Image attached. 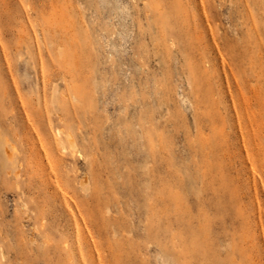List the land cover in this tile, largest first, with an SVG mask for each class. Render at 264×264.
<instances>
[{
    "label": "rangeland",
    "instance_id": "rangeland-1",
    "mask_svg": "<svg viewBox=\"0 0 264 264\" xmlns=\"http://www.w3.org/2000/svg\"><path fill=\"white\" fill-rule=\"evenodd\" d=\"M263 165L264 0H0V264H264Z\"/></svg>",
    "mask_w": 264,
    "mask_h": 264
},
{
    "label": "bare ground",
    "instance_id": "bare-ground-1",
    "mask_svg": "<svg viewBox=\"0 0 264 264\" xmlns=\"http://www.w3.org/2000/svg\"><path fill=\"white\" fill-rule=\"evenodd\" d=\"M197 2H198V1H197ZM201 2H202V0H201ZM199 3H200V2H199ZM200 4H202V3H200ZM200 4H199V7H200ZM194 6H195V5H194ZM201 6H202V5H201ZM203 8H204V6H203ZM203 10H204V9H203ZM200 12H201V11H200ZM203 12H204V11H203ZM194 13H195V12H194ZM199 14H200V13L198 12V15H199ZM202 14H203V13H202ZM194 15H196V14H194ZM200 16H201V14H200ZM203 16H204V15H203ZM205 17H206V16H205ZM211 18H212V17H210V19H211ZM195 19H196V18H195ZM204 19H205V18H204ZM210 19H209V20H210ZM209 20H208V21H209ZM195 22H197V21H195ZM198 23H199V22H198ZM209 23H210V22H209ZM196 24H197V23H196ZM199 24H200V23H199ZM199 24H198V25H199ZM201 24H203L202 21H201ZM210 24H211V23H210ZM200 26H201V25H200ZM203 26H204V24H203ZM203 26H202V27H203ZM207 26H209V25H207ZM195 27H196V26H195ZM198 27H199V26H198ZM206 28H207V27H206ZM201 29H202V28H201ZM201 29L199 28V30H201ZM208 29H209V28H208ZM199 30H198V31H199ZM203 30L206 31L205 28H204ZM203 30H201V31H203ZM210 30H211V34H212V29L210 28ZM201 31H199V33H201ZM202 33H203V32H202ZM205 33H206V34H209V31H208V32H204L203 34H205ZM203 34H201V35H203ZM212 35H213V34H212ZM203 36H204V35H203ZM209 36H210V34H209ZM213 37H214V36H212V38H213ZM212 38H211V40H212ZM213 39H214V38H213ZM213 42H214V40H213ZM214 43H215V42H214ZM214 43H213V44H214ZM216 44H217V43H216ZM217 47H218V46H217ZM218 52L220 53V48H219V51H218ZM42 75H43V73H42ZM236 84H237V83H236ZM238 87H239V86H238ZM236 88H237V87H236ZM237 89H238V88H237ZM242 90H243V89H242ZM236 91H237V90H236ZM239 92H240V90L238 89V93H239ZM236 94H237V92H236ZM240 95H241V92H240ZM238 96H239V95H238ZM238 96H237V97H238ZM241 96H242V95H241ZM231 97H232V96H231ZM233 97H235V96H233ZM235 98H236V97H235ZM235 98H234V99H235ZM238 98H239V97H238ZM241 98H243V97H241ZM231 99H232V98H231ZM232 100H233V99H232ZM242 100H244V99H242ZM245 100H246V99H245ZM240 101H241V100H240ZM247 101H248V100H247ZM232 102H234V101H232ZM237 103H240L239 100H238ZM232 105H233V104H232ZM236 105H238V104H236ZM248 105H249V104H248ZM241 106H243V105L241 104ZM241 106H239V107L237 106V107L240 108ZM244 106H245V104H244ZM244 106H243V107H244ZM249 106H250V105H249ZM249 106H248V107H249ZM243 107H242V108H243ZM234 108H235V107H234ZM234 108H233V109H234ZM244 109H245V108H244ZM234 110H235V109H234ZM234 110H233V111H234ZM237 110H238V109H237ZM241 110H243V109H241ZM241 110H240V112H241ZM236 112H237V111H236ZM249 112H250V111H249ZM249 112H247V113H248V115H249V117H250L251 115H250ZM238 113H239V112H238ZM239 114H240V113H239ZM234 115H235V114H234ZM240 115H241V117H242V114H240ZM244 115H245V114H244ZM241 117H240V118H241ZM244 117H245V116H244ZM246 117H247V116H246ZM28 118H29V117H28ZM28 118H27V119H28ZM240 118H239V119H240ZM239 119H238V120H239ZM242 119H243V118H242ZM250 119H251V118H250ZM234 120H235V117H234ZM240 120H241V119H240ZM247 120H248V119H247ZM253 120H254V119H253ZM253 120H252V121H253ZM248 121H249V120H248ZM236 122H238V121H235V122L233 123V125H234ZM238 124H239V122H238ZM254 124H255V121H254L253 125H254ZM31 126H32V125H31ZM239 126H240V124H239ZM249 126H251V125H249ZM237 127H238V126H236V128H237ZM234 128H235V127H234ZM243 128H244V127H243ZM247 128H248V127H247ZM247 128H246V129H247ZM255 128H257V126H256ZM240 129H241V128H240ZM240 129H239V130H240ZM259 129H260V128H258V129H256V130L260 131ZM33 130H34V129H33ZM235 130H236V129H235ZM236 131H237V130H236ZM243 131H244V130H243ZM248 131L250 132V130H248ZM248 131H246V132H248ZM251 131H252V129H251ZM34 132H35V131H34ZM239 132H240V131H239ZM239 132H238V133H239ZM244 132H245V131H244ZM70 133H71V132H70ZM250 133H251V132H250ZM250 133H249V134H250ZM56 134H57V136H60V137L62 138V135H63L64 133H63V131H61V130H57ZM235 134H237V133L235 132ZM241 134H242V133H241ZM241 134H240V135H241ZM249 134H248V135H249ZM244 135H246V134L244 133ZM238 136H239V135H238ZM63 137H64V135H63ZM239 137H240V136H239ZM241 137H242V139H243V135H242ZM249 137H250V135H249ZM36 138H37V137H36ZM73 138H74V137H72L70 134H65V139H64V141H63V142H66V143H67V145H68L67 147H69V149H68V148H67V149L70 150V152L72 153V156H74L75 151H76V146H75V142H74V139H73ZM246 138H247V135H246ZM252 138H253V137H252ZM252 138H251V139H252ZM38 139H39V138H38ZM62 139H63V138H62ZM248 139H249V138H248ZM53 140H54V142H55L56 144H59V143H58L59 140L57 139L56 136L53 137ZM248 141H249V143H250V139H249ZM251 141H252V140H251ZM253 141H255V140H253ZM257 141H258V140H257ZM60 142H61L60 144H62V141H61V140H60ZM242 142H243V141H242ZM258 142H259V141H258ZM245 143H246V142H245ZM254 143H255V142H254ZM6 144H7V143H6ZM8 144H9V143H8ZM63 144H65V143H63ZM243 144H244V142L242 143V146H243ZM258 144H259V143H258ZM244 145H245V144H244ZM246 145H247V144H246ZM7 146H8V145H7ZM65 146H66V145H64V147H65ZM248 146H249V145H248ZM13 148H15V147H13ZM10 150H11V149H10ZM12 150H13V149H12ZM65 150H66V148H65ZM249 150L253 151V149H249ZM243 151H244V147H243ZM63 152H64V151H63ZM65 152H66V151H65ZM245 152L247 153V150H246V149H245ZM256 152H258V151H256ZM5 153H6V152H5ZM14 153H15V152H14ZM262 153H263V152H262ZM246 155H247V154H245V156H246ZM250 155H251V154H250ZM79 156H80V155H79ZM254 156H255V155H254ZM256 156H257V155H256ZM247 157H248V156H247ZM250 157H252V155H251ZM13 158H14V157H13ZM246 159H247V158H246ZM261 159H262V157H261ZM247 160H248V159H247ZM248 161H249V160H248ZM48 162H49V161H48ZM249 162H250V161H249ZM250 163H251V162H250ZM249 165H250V164H249ZM250 166H252V165H250ZM263 166H264V165H263ZM263 166H262V167H263ZM50 167H51V166H50ZM51 169H52V168H51ZM253 170H254V169H253ZM54 176H55V175H54ZM82 179H83V178H82ZM83 180H85V178H84ZM83 180L81 181L82 183H81L80 185H81L82 189L87 190L88 187L85 185V184H87V182H85V181H83ZM261 182H262V181H261ZM55 183H56V182H55ZM84 183H85V184H84ZM254 183H256L255 180H254ZM56 184H57V183H56ZM66 185H67V184H66ZM57 188H58V187H57ZM256 189H257V187H255V190H256ZM261 189H262V192H263V194H264V182L261 183ZM58 190H61V189L59 188ZM63 197H64V196H63ZM71 200H72V199H71ZM78 211H79V210H78ZM79 214H80V213H79ZM80 216H82V215H80ZM263 218H264V217H263ZM83 221H84V220H83ZM260 221H261V220H260ZM84 224H85V223H84ZM70 230H71V229H70ZM262 232H263V230H262ZM77 233H78V232H77ZM263 236H264V235H263ZM91 237H92V236H91ZM91 239H92V238H91ZM257 239H258V238H257ZM93 243H94V242H93ZM261 243H262V241H261ZM94 245H95V244H94ZM94 247H95V246H94ZM67 248H68V247H67ZM252 248L254 249V250L252 249L253 251H256V250H257V245H254ZM97 255H98V254H97ZM3 258H4V257H3ZM98 259H99V258H98ZM99 261H100V260H99ZM100 263H101V262H100Z\"/></svg>",
    "mask_w": 264,
    "mask_h": 264
}]
</instances>
